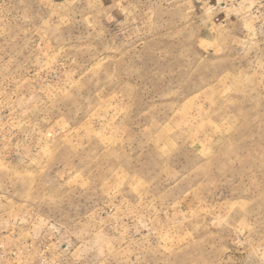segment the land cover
<instances>
[{
    "label": "rangeland",
    "instance_id": "374dc122",
    "mask_svg": "<svg viewBox=\"0 0 264 264\" xmlns=\"http://www.w3.org/2000/svg\"><path fill=\"white\" fill-rule=\"evenodd\" d=\"M0 264H264V0H0Z\"/></svg>",
    "mask_w": 264,
    "mask_h": 264
},
{
    "label": "built area",
    "instance_id": "2783aa9c",
    "mask_svg": "<svg viewBox=\"0 0 264 264\" xmlns=\"http://www.w3.org/2000/svg\"><path fill=\"white\" fill-rule=\"evenodd\" d=\"M233 1H238V0H230V2H233Z\"/></svg>",
    "mask_w": 264,
    "mask_h": 264
}]
</instances>
